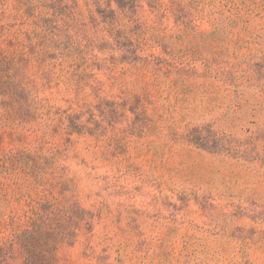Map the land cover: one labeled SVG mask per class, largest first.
<instances>
[{
    "label": "rangeland",
    "instance_id": "obj_1",
    "mask_svg": "<svg viewBox=\"0 0 264 264\" xmlns=\"http://www.w3.org/2000/svg\"><path fill=\"white\" fill-rule=\"evenodd\" d=\"M34 221L53 264H264V0H0V264Z\"/></svg>",
    "mask_w": 264,
    "mask_h": 264
},
{
    "label": "trees",
    "instance_id": "obj_2",
    "mask_svg": "<svg viewBox=\"0 0 264 264\" xmlns=\"http://www.w3.org/2000/svg\"><path fill=\"white\" fill-rule=\"evenodd\" d=\"M42 225L38 221L33 222V228L30 229L28 226L17 235L18 242L21 244V248L26 255L25 264H53L54 259L46 256H34L35 254V235L42 232ZM63 236H66L64 233Z\"/></svg>",
    "mask_w": 264,
    "mask_h": 264
}]
</instances>
